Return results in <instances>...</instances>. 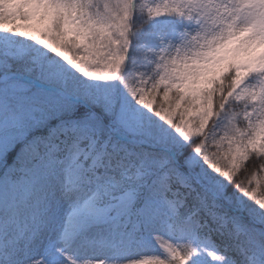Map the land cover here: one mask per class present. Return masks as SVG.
<instances>
[{"label":"snow or ice","instance_id":"6c2138e0","mask_svg":"<svg viewBox=\"0 0 264 264\" xmlns=\"http://www.w3.org/2000/svg\"><path fill=\"white\" fill-rule=\"evenodd\" d=\"M0 264H264V0H0Z\"/></svg>","mask_w":264,"mask_h":264},{"label":"trees","instance_id":"16d2710c","mask_svg":"<svg viewBox=\"0 0 264 264\" xmlns=\"http://www.w3.org/2000/svg\"><path fill=\"white\" fill-rule=\"evenodd\" d=\"M157 99L159 100V97H158ZM250 164H251V162H250ZM251 171H252V168H251V167H248V172L250 173ZM244 176H245V173L242 172V173L240 174L239 178H240V179H243Z\"/></svg>","mask_w":264,"mask_h":264}]
</instances>
